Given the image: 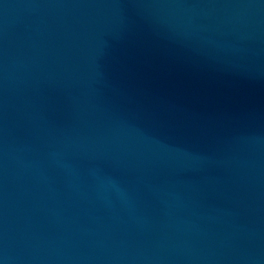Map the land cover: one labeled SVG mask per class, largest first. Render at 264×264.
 <instances>
[{"label": "water", "instance_id": "water-1", "mask_svg": "<svg viewBox=\"0 0 264 264\" xmlns=\"http://www.w3.org/2000/svg\"><path fill=\"white\" fill-rule=\"evenodd\" d=\"M0 264H264V0H0Z\"/></svg>", "mask_w": 264, "mask_h": 264}]
</instances>
